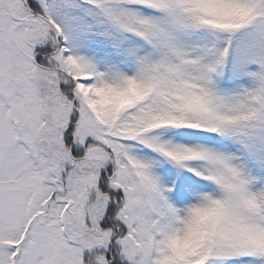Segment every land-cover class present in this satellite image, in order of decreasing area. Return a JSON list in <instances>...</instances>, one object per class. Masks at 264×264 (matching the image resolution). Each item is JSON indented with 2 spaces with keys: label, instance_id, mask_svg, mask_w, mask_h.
I'll list each match as a JSON object with an SVG mask.
<instances>
[{
  "label": "snow or ice",
  "instance_id": "obj_1",
  "mask_svg": "<svg viewBox=\"0 0 264 264\" xmlns=\"http://www.w3.org/2000/svg\"><path fill=\"white\" fill-rule=\"evenodd\" d=\"M0 264H264V0H0Z\"/></svg>",
  "mask_w": 264,
  "mask_h": 264
}]
</instances>
